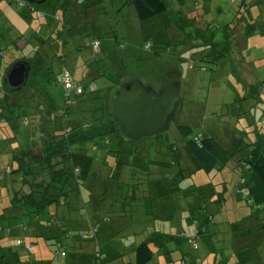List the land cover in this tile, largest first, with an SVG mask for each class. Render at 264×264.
<instances>
[{"label":"rangeland","instance_id":"obj_1","mask_svg":"<svg viewBox=\"0 0 264 264\" xmlns=\"http://www.w3.org/2000/svg\"><path fill=\"white\" fill-rule=\"evenodd\" d=\"M4 1L0 0V106L6 104L9 110L16 108L23 112L26 110L25 105L36 108L40 98L35 95V87L36 85L39 87L38 83L44 79L45 72L40 73V76L44 75L40 78L39 73L34 71L30 88L27 87L18 93H6L4 88L3 76L6 70L24 58L36 65L35 69H41L45 66L42 64L47 61L52 62L54 69L58 71L60 57V61H65L69 71L77 73L76 78L84 72L95 75L94 82L99 88L107 85L116 86L121 80L132 77L140 79L145 85H152L156 90L173 81L172 79L178 78L182 83L183 102L169 132L164 134L160 142L151 137L139 144L123 143L124 151L137 152L135 159L137 162H133L131 158L132 167L122 168V172L119 170V173H126L128 178L131 173V180H135L140 189L153 186L146 181L168 178L171 180L174 178L173 175L177 174L178 169L174 166L171 155L167 156V147L169 144H175L180 155L184 152L185 140L178 132V125L190 126L193 136H210L223 143L229 142L232 137L233 145L238 142H244L243 146L255 144L258 137L264 141V0H255L254 2L258 3L250 8L251 18L254 19L253 24H249L251 31L247 27V20L241 17L232 27L226 29L224 36L221 33L222 28L232 20L238 10L237 6L243 0H165L169 5V13L164 23L169 30L153 29L151 22L141 24L128 0H68L72 3L69 4V9L60 10L59 14L55 13L56 15L51 11L53 6L50 2L34 4L35 10L28 14L27 19L21 17L22 10L17 5L11 1ZM195 2H199V5ZM113 30L120 35L119 44L114 39L118 34ZM216 31L215 42L219 44L213 49L207 39ZM162 33L163 37H160ZM248 36L251 39L247 56L245 43ZM147 39H151V44L147 43ZM95 40L100 45V52L91 47ZM26 45L32 47L27 46L25 49ZM217 54L222 56L220 64L210 66L206 70L201 69L204 67L203 64H207L206 62L199 64L201 55H209L208 60L211 61ZM54 88L56 94H60L61 100V87ZM115 89L114 87L107 91V104L110 106ZM97 103L90 101L83 107L93 108ZM18 106H22L23 109ZM37 118L30 121L33 126L31 129L36 133L39 132ZM74 118L75 123L83 124L82 127L91 120L90 115L86 113H77ZM108 121L109 119L105 122ZM5 126L7 125L0 122V132L6 135ZM147 145L150 151L144 154L143 149ZM99 146L100 160L96 162L94 160L92 169L94 171L91 172L93 189L98 187L99 183H103L108 174L103 160L104 143L100 142ZM88 148L90 149V145ZM248 154V149L244 150L241 157L245 159ZM147 155L152 164L147 172L142 173V167L147 166ZM89 156L91 157L92 153H89ZM10 158V152H2L0 155L2 161ZM110 160L113 162L114 159ZM236 162L231 161L226 168L236 167ZM183 167L186 168L184 165ZM34 169L37 170V174L25 179L22 187L24 193L30 192L34 180L45 182L48 179L46 170L39 167ZM191 171L185 170L188 176ZM239 173L228 170L226 175L217 174L213 178L214 183L217 185L223 177H228V188L231 190L238 180ZM242 175L245 185L239 184L236 192V196H239L240 192V198L237 200L229 197L223 211L225 213L218 214L215 218V223L219 225L214 226V229L211 226L210 233L202 235L197 240L195 249H191L184 236L176 233L170 237L171 239H166L167 242L152 246L156 258L151 264H264V239L259 240L260 230L259 235L244 236L248 230L258 227L257 217L259 220L264 219V207L257 210L243 201L242 191L248 189L252 183L248 173L243 172ZM197 177L198 175L192 178L195 180ZM10 179L9 175H5L0 185L6 181L10 190ZM88 179L85 182L87 187H81L82 190L89 189L91 179L90 177ZM188 184L185 183L181 187ZM186 189L182 195L188 201L200 198L198 193L194 192V188ZM6 193L7 189L0 192V216L6 212L5 208L9 203ZM162 201L163 197L157 199L155 195L145 200L144 210L151 214V210L154 209L152 216H145L143 211L136 213L127 209L130 214L128 218L121 220L117 218L114 221L115 226L122 232L114 236L115 244L121 243L123 249L131 250L129 247H132L134 240L139 236L134 233H140L144 238L145 235L153 233L154 224L156 227L165 225L157 213L155 215L156 209L155 205L153 206L156 203L161 206ZM237 206L240 207V215H234ZM251 211L254 213L258 211L257 217L241 219L248 217ZM168 213L173 212L171 210ZM236 216L244 220L237 228L239 233L244 234L239 236L240 241H236V245L239 242L241 244L240 250L231 246L233 231L236 229L232 230V222ZM2 221L3 231L0 235H8L4 238L5 246L10 250H23V247H18L15 243L17 228L14 224L17 222L8 218ZM161 240H164L163 237ZM19 252L23 253L24 250Z\"/></svg>","mask_w":264,"mask_h":264},{"label":"trees","instance_id":"obj_2","mask_svg":"<svg viewBox=\"0 0 264 264\" xmlns=\"http://www.w3.org/2000/svg\"><path fill=\"white\" fill-rule=\"evenodd\" d=\"M6 1L17 5L22 10V15H20L24 19H27L28 14L35 10L34 5L22 0H5L4 2ZM128 1V4L133 6L141 24L151 22L153 29L169 30L164 23L169 13V5L165 0ZM254 1L243 0L237 6L238 10L234 17L221 30L223 36L226 29L232 27L241 17L250 20L249 24H253L254 19L251 18L250 8L258 3ZM48 2L53 6L51 7L53 14H59L60 10L67 11L69 4H72L68 0H47L46 3ZM22 3L23 6L20 7L19 4ZM195 3L199 5V2ZM250 26L247 25L251 31ZM113 32L118 34L117 31L113 30ZM216 34L217 31L213 32L207 39L213 49L219 44L215 42ZM160 37H163V33ZM114 39L118 44L121 41L119 34ZM150 40L147 39V43L151 44ZM91 47L96 49V52H100L97 40L91 43ZM209 57V55H201L199 64L207 63L203 64L204 67L201 69L206 70L210 66H217L222 61V56L219 54L214 55L211 61L208 60ZM23 60L28 61L29 59L24 58ZM28 62L32 65L33 71L30 81L34 79V71L39 73V76L40 73H46L44 79L39 81V87L37 85L35 87V95L40 98L36 108L25 105L26 110L23 112L16 108L9 110L6 104L0 106V122L7 125L4 127L7 130L6 135L0 132V155L2 152L11 153L9 160L0 159V182L5 175L11 178L10 190H8L9 185L6 181L0 185V192L7 189L6 198L9 201L5 208L6 212L0 216V232L3 231L2 220L8 218L17 222L14 224L17 228L14 236L15 243L18 247H23L24 252H19L23 250H10L4 243V238L8 235H0V264H115L117 262L151 264L156 258L152 246L171 239L170 237L176 233L184 236L191 249H195L197 240L202 235L209 234L211 226L214 229V226L219 225L215 223V218L218 214L225 213L223 211L229 197L237 200L240 198V192L239 196H236V192H238L239 184L245 185L243 172L249 174L252 183L247 189L248 194L243 193V201L257 210L264 207V141L261 137H258L255 144L243 146L244 142H238L233 145L232 137L229 142L223 143L210 136H193L190 126L178 125V132L185 140L184 152L180 155L179 148L175 144H169L167 147V156L171 155L172 162L178 169L177 174L173 175L174 178L171 180L168 178L146 181L153 186L140 189V185L136 184L135 180H131V173L130 178L124 172L119 173V170L122 172V168L132 167L131 158L133 162H137L135 160L137 152L123 150L124 144L117 134L111 106L107 104L108 89L116 88L122 80L120 79L121 81L116 86L107 85L99 88L94 82L95 75L84 72L76 78L77 73L74 74L73 70L69 71L65 61H60V57L58 58V71L54 69L52 62H44L42 65L45 66L39 67L41 68L39 70L35 69L37 66H34L30 60ZM63 72L70 74L73 81L72 89H67L57 79ZM172 80L179 81L178 78ZM29 86L30 82L27 87ZM54 86L61 87V100ZM79 86L83 90L82 94H77L76 89ZM90 101L98 103L93 108L85 109L83 105ZM182 102L181 97V104ZM18 108L23 109L22 106ZM77 113L90 115L91 120L85 127H82L83 124L79 122L75 123L74 116ZM35 118L39 120L37 124L39 132L37 133L31 129L33 126L30 123ZM108 119L109 121L105 122ZM162 137L164 135L154 138L160 142ZM100 142L104 143L103 160L108 174L103 183H99L98 187L93 189L91 172L94 171L92 170L93 164L100 160L98 156ZM247 149L249 154L244 159L241 157V152ZM87 150L92 153L91 157L88 152L86 153ZM143 151L144 154L149 153V145ZM148 156L147 166L142 167V173L147 172L152 164ZM110 159H114V163ZM233 160L237 161L236 167L226 168ZM36 167L46 170L48 179L45 182L34 180L31 183L30 192L24 193L22 188L24 181L30 175L37 174V170L34 169ZM185 170H192L191 174L188 176ZM228 170L240 172V178L238 177L231 190L228 188V177H223L217 185L213 179L217 174L226 175ZM197 175L198 177L194 180L192 177ZM89 177L91 179L89 189L82 190L81 187H87L85 182L89 180ZM185 183L189 184L181 187ZM186 188H194V192H197L200 198L188 201L182 195L187 190ZM153 195L157 199L163 197L161 206L158 203L153 206L155 205L156 209L155 215L157 213L160 221L165 225L156 227L157 225L154 224L153 233L145 235L144 238L140 233H134L139 236L134 240L132 247H129L131 250L121 252L125 249L122 248L121 243L115 244L113 238L122 231L117 229L114 221L117 218L118 220L128 218L130 214L127 209L136 213L143 211L145 216L154 215V209L151 210V214L144 210L145 200ZM231 208L230 206L229 209ZM235 209L237 210L234 215H240V207L237 206ZM171 210L173 213H168ZM257 214L258 211L257 213L251 211L248 217L241 219L257 217ZM242 221L244 220L236 216L232 222V230L236 229L233 231L231 246L239 250L241 244L239 242L236 245V241H240L239 236L242 233H239L237 228ZM257 225L258 227L242 235L254 236L261 232L259 240L263 241L264 219L259 220L257 217ZM186 230H190L189 233ZM161 237L164 240H161ZM35 250H37L36 253ZM84 250H96V252H83Z\"/></svg>","mask_w":264,"mask_h":264},{"label":"water","instance_id":"obj_3","mask_svg":"<svg viewBox=\"0 0 264 264\" xmlns=\"http://www.w3.org/2000/svg\"><path fill=\"white\" fill-rule=\"evenodd\" d=\"M42 5L47 0H22ZM32 65L26 60L12 64L4 74L6 93H18L29 82ZM182 83L171 81L156 90L136 77L122 81L111 100V113L117 134L123 143L137 144L143 139L169 132L181 105Z\"/></svg>","mask_w":264,"mask_h":264},{"label":"built area","instance_id":"obj_4","mask_svg":"<svg viewBox=\"0 0 264 264\" xmlns=\"http://www.w3.org/2000/svg\"><path fill=\"white\" fill-rule=\"evenodd\" d=\"M21 5L23 6V3ZM57 79H59V81L61 83H63L64 86L67 89H72L73 88V81H72V79L70 77V74L68 72H63L61 76L57 77ZM76 90H77V94H82L83 93V90H82V88L80 86ZM243 193L247 195L248 194V190L244 189Z\"/></svg>","mask_w":264,"mask_h":264},{"label":"crops","instance_id":"obj_5","mask_svg":"<svg viewBox=\"0 0 264 264\" xmlns=\"http://www.w3.org/2000/svg\"><path fill=\"white\" fill-rule=\"evenodd\" d=\"M260 1H261V0H260ZM257 2H258V1H257ZM249 21H250V20H249ZM249 21H248V20L246 21V22H247V25H249V23H250ZM250 39H251V37L248 36L247 41H246V43H245V44H246L245 50H246V54H247V56L249 55V52H248L247 50H248V47H249ZM27 46H31V47H32V45H26V46H25V49L27 48ZM254 67H255V66H254ZM255 68H256V67H255ZM256 77H257V76H256ZM85 251H86V252H87V251H88V252H94V253L96 252V250H84L83 252H85ZM109 251H110V250H109ZM122 251L125 252L126 250H121V252H122ZM115 264H123V262H120V263L117 262V263H115Z\"/></svg>","mask_w":264,"mask_h":264}]
</instances>
